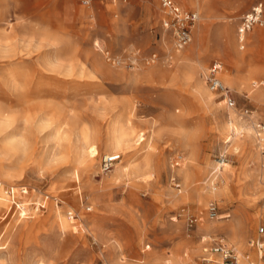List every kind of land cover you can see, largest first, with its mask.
<instances>
[{
    "label": "rangeland",
    "instance_id": "1",
    "mask_svg": "<svg viewBox=\"0 0 264 264\" xmlns=\"http://www.w3.org/2000/svg\"><path fill=\"white\" fill-rule=\"evenodd\" d=\"M174 1L200 15L180 51L158 0H0V264H264V28L236 29L264 0Z\"/></svg>",
    "mask_w": 264,
    "mask_h": 264
},
{
    "label": "built area",
    "instance_id": "2",
    "mask_svg": "<svg viewBox=\"0 0 264 264\" xmlns=\"http://www.w3.org/2000/svg\"><path fill=\"white\" fill-rule=\"evenodd\" d=\"M126 1V0H124ZM160 3L161 8L164 12L169 15L168 19H165L162 23L163 28L169 30L172 38V45L176 51H180L184 49V46L189 44L192 41V28L194 25L199 21L200 15L196 11L181 9L173 0H158ZM257 24L264 28V17L262 16L261 5H254L250 12L244 14L237 24V42L238 45L243 49L244 41H245V34L251 29L252 26ZM156 53H152L148 55V61H154L156 59ZM222 71V65L218 62L212 63L204 73V80L207 83V87L210 92L215 94L217 98L225 102V105L228 107H234L235 101L231 97V93L229 88L222 82L220 79V73ZM264 129V127H262ZM120 153L115 154H103L100 160V170L101 172L109 171L114 164L121 159ZM221 162L218 163V166L223 165L224 158L220 159ZM216 168V169H217ZM214 172L208 178L210 188L214 189L216 182L214 179ZM28 195V189L24 186H9L6 196L8 201V211L11 210V213L20 212L24 213V216L27 208L24 206L31 205V210H42L45 208L46 201L49 199V195L47 194H40L37 199L34 201L27 203V205H23L24 202L21 200ZM22 198V199H21ZM207 214L208 217L213 219L218 217V210L217 205L215 202L210 201L208 202L207 206ZM193 221V220H190ZM260 233H264V226H262L259 230ZM215 246L213 247V251L219 253L222 256V259L227 264H254L252 262H244L242 263L237 259L233 249L222 244L221 242H215ZM256 246L258 248V253L262 252L263 243H257Z\"/></svg>",
    "mask_w": 264,
    "mask_h": 264
},
{
    "label": "bare ground",
    "instance_id": "3",
    "mask_svg": "<svg viewBox=\"0 0 264 264\" xmlns=\"http://www.w3.org/2000/svg\"><path fill=\"white\" fill-rule=\"evenodd\" d=\"M202 85V84H201ZM202 87H205L204 85H202ZM201 87V88H202ZM203 90H204V88H203ZM205 91H207V90H205ZM133 126V125H132ZM239 128H237V129H235L236 131L238 130ZM240 130V129H239ZM128 137V136H127ZM86 141V140H85ZM117 141V140H116ZM90 143H92V142H90ZM88 144V143H87ZM89 145V144H88ZM116 145V144H115ZM114 145V146H115ZM90 146H91V144H90ZM113 146V145H112ZM91 150H93V152H91V154H92V156H93V158H96L97 157V155H98V151H97V148H95V146H91ZM82 151V150H81ZM90 154V155H91ZM90 158V157H89ZM225 164L226 163H224V166H225ZM218 166V165H217ZM129 168V167H128ZM219 168V167H218ZM129 170V169H128ZM217 171V170H216ZM30 193V192H29ZM216 195V194H215ZM258 254V259H261L262 258V255H263V252H260V254L259 253H257Z\"/></svg>",
    "mask_w": 264,
    "mask_h": 264
},
{
    "label": "crops",
    "instance_id": "4",
    "mask_svg": "<svg viewBox=\"0 0 264 264\" xmlns=\"http://www.w3.org/2000/svg\"><path fill=\"white\" fill-rule=\"evenodd\" d=\"M173 2L174 3H176L181 9H186V10H191V11H196V10H193V9H189V8H186V7H182V6H180L177 2H175L174 0H173ZM192 36H193V33H192ZM223 67V66H222ZM221 79V78H220Z\"/></svg>",
    "mask_w": 264,
    "mask_h": 264
}]
</instances>
